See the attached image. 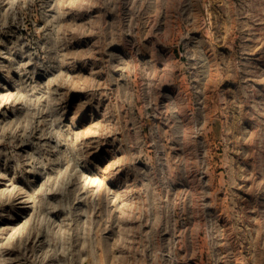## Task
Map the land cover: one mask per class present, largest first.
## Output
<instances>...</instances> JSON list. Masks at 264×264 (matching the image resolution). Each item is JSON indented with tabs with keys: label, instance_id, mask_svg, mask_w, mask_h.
<instances>
[{
	"label": "rangeland",
	"instance_id": "obj_1",
	"mask_svg": "<svg viewBox=\"0 0 264 264\" xmlns=\"http://www.w3.org/2000/svg\"><path fill=\"white\" fill-rule=\"evenodd\" d=\"M0 264H264V0H0Z\"/></svg>",
	"mask_w": 264,
	"mask_h": 264
},
{
	"label": "bare ground",
	"instance_id": "obj_2",
	"mask_svg": "<svg viewBox=\"0 0 264 264\" xmlns=\"http://www.w3.org/2000/svg\"><path fill=\"white\" fill-rule=\"evenodd\" d=\"M113 56V55H112ZM116 57V56H115ZM110 58V57H109ZM70 61L69 60H66V61H62V64H64V66L66 65V66H70ZM66 80V79H65ZM108 178H111V177H114L113 176V174L112 173H109L108 174V176H107ZM119 191V195H122V196H125V194L123 193V190H118Z\"/></svg>",
	"mask_w": 264,
	"mask_h": 264
}]
</instances>
